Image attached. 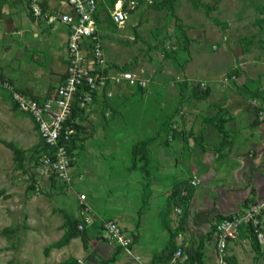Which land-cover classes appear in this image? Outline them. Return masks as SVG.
<instances>
[{"label": "crops", "instance_id": "0c3cea01", "mask_svg": "<svg viewBox=\"0 0 264 264\" xmlns=\"http://www.w3.org/2000/svg\"><path fill=\"white\" fill-rule=\"evenodd\" d=\"M43 7L53 15L68 11L62 0ZM35 20L25 0H0V77L39 98L64 79L68 30ZM248 20L232 24L237 47L230 69L221 55L191 54L182 75L186 86L125 88V151H79L70 186L55 190L58 236L66 217L88 221L82 230L86 247L76 237L48 256L54 251L83 264H157L181 249L185 260L179 264L194 253L201 264H215V224L264 202V116L258 115L264 112V24ZM9 98L0 93V103ZM137 98L140 106L126 109ZM102 99L98 95L94 103ZM92 137L110 142L105 135ZM113 173L124 175L120 183ZM194 178L198 184L191 186ZM108 221L132 240L130 255L99 238ZM251 249L246 229L227 247L237 263Z\"/></svg>", "mask_w": 264, "mask_h": 264}, {"label": "rangeland", "instance_id": "374dc122", "mask_svg": "<svg viewBox=\"0 0 264 264\" xmlns=\"http://www.w3.org/2000/svg\"><path fill=\"white\" fill-rule=\"evenodd\" d=\"M129 1L122 0L123 7ZM133 1L135 7L126 21L122 25L109 22L102 27L101 39L109 69L135 73L145 82L146 86L141 89L154 85L186 86L188 82L182 75L191 54L221 55L224 59L221 64L230 69L237 47L232 24L246 17H249L248 23L264 24V0ZM42 21L49 24L45 19ZM227 29L230 30L225 31ZM194 86L204 87L200 82H194ZM2 102L6 103H0V264L60 263L63 257L54 251L52 256H45L44 249L60 239L55 221L56 187L59 184L69 187L71 182L64 184L50 179L45 183L47 187L41 186L35 194L34 183L42 151V146H38L36 126L10 98ZM140 104L137 98L126 109ZM76 116L79 123L85 121L87 124L78 126L79 145L73 151V165L79 151H125V89H120L112 99L103 98L86 110H78ZM26 117L28 119L22 120ZM100 135H105V139L110 137L108 145L92 137ZM2 141L24 150L22 169L16 166L12 152ZM99 160H103L102 157ZM112 175L114 183H120L124 177L119 173ZM69 194L67 190L66 195ZM241 229H246L248 237L253 236L247 227ZM227 254L228 264H264L262 246L258 254L252 249L240 253L242 257L238 263L234 254H229L228 250Z\"/></svg>", "mask_w": 264, "mask_h": 264}, {"label": "built area", "instance_id": "2783aa9c", "mask_svg": "<svg viewBox=\"0 0 264 264\" xmlns=\"http://www.w3.org/2000/svg\"><path fill=\"white\" fill-rule=\"evenodd\" d=\"M47 1L25 0V3L28 13L34 19H45L49 23L59 22L68 30L67 66L62 83L52 91L35 98L17 90L7 79H0V91L8 93L14 106L31 118L39 139L49 150V155H43L38 162L35 194H38L40 187L50 179L64 184L71 182L70 170L75 154L70 150V142L72 137L76 136L78 126L75 109L86 110L98 95L111 99L120 89L146 86L145 82L131 71L116 72L109 69L101 39L103 23L122 25L128 13L135 7L133 0H130L126 7H123L122 0H117L112 8H107L105 0H62L68 11L56 15L44 10L43 5ZM102 7L106 9L101 10ZM258 115L263 118L262 109ZM189 184L196 186L198 180L194 178ZM85 199V195H78L80 205L85 206ZM86 213L87 209L84 208L81 214ZM85 223L88 221L78 225L79 231L83 230ZM244 226L255 237L258 245L264 247V202L259 205H247L235 215L223 218L215 224V264H228V244L238 238L239 230ZM99 238L131 254L132 240L117 223H103ZM134 259L139 260L138 257ZM183 259L185 260L183 252L178 249L173 257L163 264H179ZM77 263L83 264L79 261Z\"/></svg>", "mask_w": 264, "mask_h": 264}, {"label": "trees", "instance_id": "16d2710c", "mask_svg": "<svg viewBox=\"0 0 264 264\" xmlns=\"http://www.w3.org/2000/svg\"><path fill=\"white\" fill-rule=\"evenodd\" d=\"M117 0H105L106 2V6L108 5L109 8H112L113 5L116 3ZM15 109V107H14ZM80 111V110H79ZM82 111V110H81ZM77 112H78V109H75L74 110V115H77ZM76 129L78 130V126H76ZM220 133L222 135H224V132L221 128V126L218 127ZM76 139H77V135L75 137H72L71 139V147H70V150L73 151L75 148H76ZM40 145H38L39 147L42 146V151H41V157L43 155H49V150L48 148L42 143V141L40 140ZM2 144L7 147L13 154V160L14 162L16 163V166L20 169L23 168V154H24V150L17 147L15 144L11 143V142H6V141H2ZM78 225H79V222L76 221V220H70L69 217H66L64 219V222L62 224V229L64 230V233L63 235L61 236V238L55 242L54 244L52 245H49L47 246L45 249H44V255H48V253L52 250V249H60L64 246H66L70 240H72L73 238H76V237H80L81 241H82V244H83V248L86 247V240L84 238V235L82 234L83 232L82 231H79L78 230ZM249 240H250V243H251V246H252V250L258 254L260 252V246L258 245L255 237H249ZM200 254L199 253H194V254H190V256L188 257V259L183 263V264H201V261H200ZM170 260V258H167L165 260H160L158 261L157 263H167L168 261ZM58 264H78L76 261L74 260H66L64 262H61V263H58ZM229 264H231L229 262Z\"/></svg>", "mask_w": 264, "mask_h": 264}]
</instances>
